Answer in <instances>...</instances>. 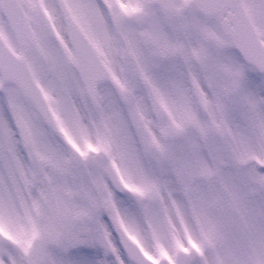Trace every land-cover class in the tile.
I'll return each mask as SVG.
<instances>
[{
	"label": "snow or ice",
	"instance_id": "obj_1",
	"mask_svg": "<svg viewBox=\"0 0 264 264\" xmlns=\"http://www.w3.org/2000/svg\"><path fill=\"white\" fill-rule=\"evenodd\" d=\"M0 264H264V0H0Z\"/></svg>",
	"mask_w": 264,
	"mask_h": 264
}]
</instances>
